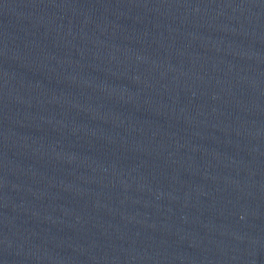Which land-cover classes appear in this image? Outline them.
<instances>
[{
    "label": "water",
    "instance_id": "95a60500",
    "mask_svg": "<svg viewBox=\"0 0 264 264\" xmlns=\"http://www.w3.org/2000/svg\"><path fill=\"white\" fill-rule=\"evenodd\" d=\"M0 264H264V0L1 12Z\"/></svg>",
    "mask_w": 264,
    "mask_h": 264
}]
</instances>
